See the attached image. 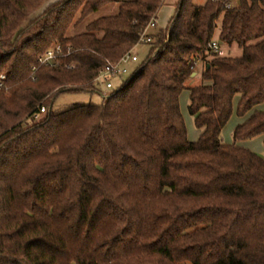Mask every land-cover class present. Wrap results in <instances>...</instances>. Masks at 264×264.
I'll return each instance as SVG.
<instances>
[{"label": "trees", "instance_id": "16d2710c", "mask_svg": "<svg viewBox=\"0 0 264 264\" xmlns=\"http://www.w3.org/2000/svg\"><path fill=\"white\" fill-rule=\"evenodd\" d=\"M46 1L0 0V264H264V156L236 145L264 137V0H179L118 89L59 113L55 96L94 89L164 0L122 1L73 36L117 0H58L24 26ZM233 114L248 117L224 144Z\"/></svg>", "mask_w": 264, "mask_h": 264}, {"label": "rangeland", "instance_id": "374dc122", "mask_svg": "<svg viewBox=\"0 0 264 264\" xmlns=\"http://www.w3.org/2000/svg\"><path fill=\"white\" fill-rule=\"evenodd\" d=\"M52 1H55V0H47L37 11L33 12L25 21L24 26H26L31 21H34L35 19H37L43 13V11L47 9V7L52 5ZM122 1H125V0H117V2H115L114 4L113 3L109 4L105 7L98 9L95 12L90 13L82 21H80L74 26H71L69 30L67 31V36H73V35L85 32L86 25L96 20V18L98 19L102 17L115 15L118 12L119 3ZM205 1L206 0H192V3L196 5H202ZM178 2L179 0H164L162 9L160 10L159 15H158L159 21H157L156 29L164 28L167 25L170 18L174 15L176 4ZM220 23L221 22L219 20L217 25H219ZM221 50L225 56L240 57L241 55V50L236 46H232L231 48H229L223 45L221 46ZM132 53L137 55L138 62L128 64V69L131 75L133 71L137 67H139V65L144 61V59L148 55L149 46L148 45L136 46L132 50ZM130 76H128V78ZM2 78H3V75H2ZM113 84L114 86H118L119 81L116 79H113ZM109 93L110 91L105 88V85L102 82H96V83L94 82V89L92 90H85V91H80V92H75V93L74 92H62V93H59V95L55 96L53 100L52 111L55 113H59V112L65 111L75 106L100 105L103 102V96ZM187 99L188 97H186V94L183 93L179 101L180 112L181 114H183L182 116L184 118V122L186 126L187 138L190 142H194L197 140V134L199 133V130L195 128L193 118L190 117V115L188 114L187 106H188L189 100ZM237 119L239 118H237L235 115H232L228 123L223 128L221 132V139L224 144L233 143L231 129L233 127V124L237 121ZM263 138L264 137H256L251 140L238 142L236 143V145L245 147L247 149L253 148L255 150L254 153L263 158L264 156Z\"/></svg>", "mask_w": 264, "mask_h": 264}, {"label": "built area", "instance_id": "2783aa9c", "mask_svg": "<svg viewBox=\"0 0 264 264\" xmlns=\"http://www.w3.org/2000/svg\"><path fill=\"white\" fill-rule=\"evenodd\" d=\"M213 1V0H212ZM230 8V5L227 6ZM156 21L157 20H151V22L148 24V26L145 28L144 33L142 34L143 36L140 37V43L137 45H148L151 42L150 38L145 37L144 35L148 33L150 30H155L156 29ZM210 50L212 52L218 53L217 55L219 56H224V53L222 52L221 48L218 47L217 42L213 41L210 46ZM60 53V48L59 46H54L50 50H48L42 57L38 59V63L40 65H47L49 64H54L56 62L57 56ZM138 62V57L136 54L132 53V51L126 53L120 60L117 62H106V65L104 66L103 69H101L96 78L94 79L93 82H102L105 85V88L109 90L110 92L118 89L123 82H125L126 78L130 76V71L128 69V64L129 63H135ZM200 64V63H199ZM113 79H116L119 81L118 86H114L113 84ZM45 107H41L39 109V112L34 114L33 120L37 121L39 120L42 115L45 113Z\"/></svg>", "mask_w": 264, "mask_h": 264}, {"label": "crops", "instance_id": "0c3cea01", "mask_svg": "<svg viewBox=\"0 0 264 264\" xmlns=\"http://www.w3.org/2000/svg\"><path fill=\"white\" fill-rule=\"evenodd\" d=\"M56 1H58V0L52 1V3L56 2ZM161 9H162V7H161ZM161 9H160V10H161ZM160 10H159V12H160ZM159 12H158V15H159ZM158 15H157V19H156L157 21H159V20H158ZM157 21H156V24H157ZM200 81H201V79H200V72L198 71V72L194 73V75H191V79L188 81V85H189V87L197 86V85L200 84ZM183 93L186 94V97L189 96V93H188L187 91H183V92L180 94V97H181V95H182ZM180 97H179V101H180ZM237 100H238V99L236 98L235 101H234V107L236 106ZM233 115H235V114H233ZM235 116H236V115H235ZM247 117H248V116H247ZM247 117L242 118V119H241V118L237 119V121L233 124V127H232L231 131L233 132L234 128H235L237 125L241 124V123H242ZM237 118H238V117H237ZM199 134H200V132L197 134V139H198V137H199ZM249 150L252 151L253 153L255 152V150H254L253 148H250Z\"/></svg>", "mask_w": 264, "mask_h": 264}, {"label": "water", "instance_id": "95a60500", "mask_svg": "<svg viewBox=\"0 0 264 264\" xmlns=\"http://www.w3.org/2000/svg\"><path fill=\"white\" fill-rule=\"evenodd\" d=\"M192 75H194V73Z\"/></svg>", "mask_w": 264, "mask_h": 264}]
</instances>
